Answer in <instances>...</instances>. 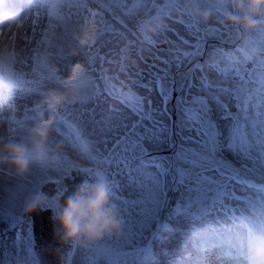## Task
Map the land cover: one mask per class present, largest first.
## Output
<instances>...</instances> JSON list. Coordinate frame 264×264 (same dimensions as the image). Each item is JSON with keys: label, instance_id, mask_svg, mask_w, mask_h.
Returning <instances> with one entry per match:
<instances>
[{"label": "rangeland", "instance_id": "rangeland-1", "mask_svg": "<svg viewBox=\"0 0 264 264\" xmlns=\"http://www.w3.org/2000/svg\"><path fill=\"white\" fill-rule=\"evenodd\" d=\"M60 2V15L80 32L82 57L70 74L82 82L108 77L100 93L105 94L104 109L124 113L121 124L108 127L106 143L94 146L79 134L84 157L44 147L45 164L59 170L60 180L73 165L101 173L121 220L118 232L79 241L72 264H152L157 239L173 231L176 218L187 215L201 223L189 233L178 229L186 244L182 256L204 241L211 248L208 257H215L211 264L226 259L227 264H254L256 257L264 264V255L250 254L264 245V15L261 27L244 32L228 51L213 42L233 27L222 22L227 9L221 0H52ZM203 12L211 14L207 21L201 19ZM86 22L93 27L88 29ZM106 32L118 38L110 48L97 45ZM206 44L210 50L195 67L186 96L199 104L183 105V71L203 55ZM99 53H106L104 67L94 62ZM147 56L152 64L145 63ZM47 99L56 121L70 117L72 104L82 103L80 95L63 92ZM51 178L57 177L49 171L29 183L30 191L11 203L10 216L2 211L6 221L0 240L18 233L30 244V257L9 253L10 262L39 264L32 220L20 214L27 198L44 197L41 186ZM45 201L44 207L58 210V199ZM132 248L137 251L130 253Z\"/></svg>", "mask_w": 264, "mask_h": 264}, {"label": "bare ground", "instance_id": "bare-ground-1", "mask_svg": "<svg viewBox=\"0 0 264 264\" xmlns=\"http://www.w3.org/2000/svg\"><path fill=\"white\" fill-rule=\"evenodd\" d=\"M63 9L62 3H52V0H0V19L4 21L0 22V135L19 140L26 138L33 129H39L43 138L41 158L33 165L25 180H17L5 168L0 167V229L6 221L2 211H8V216L12 214L11 203L30 191L29 183L49 171L57 178L62 175L54 166L45 164L44 147L51 145L70 158H80L81 155L84 157L79 147V134L90 139L94 146L96 142L106 143L110 134L108 127L118 125L119 122L121 124L120 119L124 117V113L116 115L104 109L105 94L100 93H104L108 77H102V81L82 82L70 74L74 64L82 57L77 38V33L80 32L77 25L62 18L60 14ZM86 24L88 29L93 27L88 22ZM109 30L113 28L109 27ZM111 33L99 36L101 39L99 38L97 45L110 48L113 42L118 41ZM239 35L240 31L234 27L220 42L233 43ZM105 57L106 53H99L93 61L99 67H104ZM185 78L184 87L194 82L192 69L185 73ZM184 90L189 91L186 88ZM58 92L78 94L82 103L72 104L70 117L60 120L57 118L56 121L49 114L47 98ZM114 105L118 109L115 103ZM160 110L163 113V109ZM95 114L99 120L95 121ZM216 143L217 141L215 145ZM227 163L231 165L229 160ZM200 223L198 218L190 215L176 218L171 223L173 231L157 239L156 258L152 264H206L208 257H205L201 247L193 252V258L182 256L181 251L186 244L178 232L179 228H183L189 233L200 227ZM18 236L17 233L10 235L8 240H0V252L3 256L0 264H16V261L10 262L14 259L7 256L9 253L16 257H30L29 240L23 241ZM208 249L211 251V248ZM136 251L137 248H132L129 252ZM214 258L209 257L211 260ZM240 261L243 262L242 259ZM227 263L228 259L223 260V264ZM121 264L131 263L124 260ZM254 264H258L257 257Z\"/></svg>", "mask_w": 264, "mask_h": 264}, {"label": "clouds", "instance_id": "clouds-1", "mask_svg": "<svg viewBox=\"0 0 264 264\" xmlns=\"http://www.w3.org/2000/svg\"><path fill=\"white\" fill-rule=\"evenodd\" d=\"M225 5L224 21L242 32L261 27L260 17L264 15V0H221ZM209 12L201 13L207 21ZM43 138L39 129H33L24 139H10L0 135V167L17 180H25L33 165L41 158ZM46 201L40 194L32 195L23 202L26 212L37 206L44 207ZM52 218L57 222L58 232L65 241L90 242L105 234L118 232L121 220L111 200L109 185L99 176L84 180L69 193ZM255 254L264 255V245H258Z\"/></svg>", "mask_w": 264, "mask_h": 264}, {"label": "water", "instance_id": "water-1", "mask_svg": "<svg viewBox=\"0 0 264 264\" xmlns=\"http://www.w3.org/2000/svg\"><path fill=\"white\" fill-rule=\"evenodd\" d=\"M148 63L151 58H146ZM147 76V73H145ZM96 175H92V173ZM98 173L92 167L74 166L68 176L63 180L50 179L41 189L42 194L47 199H54L64 188V192L59 197V203L71 193L74 188L84 180L93 181ZM53 207L43 208L37 206L32 212H24L23 218L33 219L35 235V251L40 264H72L78 241H65L58 232L57 222L52 218Z\"/></svg>", "mask_w": 264, "mask_h": 264}]
</instances>
